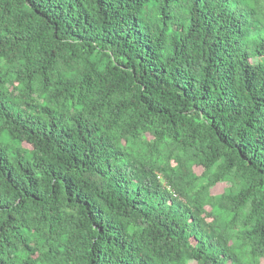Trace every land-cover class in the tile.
Segmentation results:
<instances>
[{
	"label": "trees",
	"instance_id": "trees-1",
	"mask_svg": "<svg viewBox=\"0 0 264 264\" xmlns=\"http://www.w3.org/2000/svg\"><path fill=\"white\" fill-rule=\"evenodd\" d=\"M0 264H264V0H0Z\"/></svg>",
	"mask_w": 264,
	"mask_h": 264
},
{
	"label": "rangeland",
	"instance_id": "rangeland-1",
	"mask_svg": "<svg viewBox=\"0 0 264 264\" xmlns=\"http://www.w3.org/2000/svg\"><path fill=\"white\" fill-rule=\"evenodd\" d=\"M223 188H224V185L223 184H220L216 188H214L213 191L220 193V192L223 191Z\"/></svg>",
	"mask_w": 264,
	"mask_h": 264
}]
</instances>
